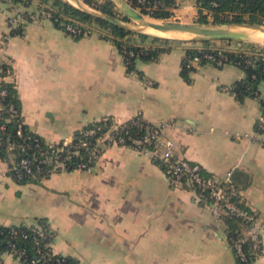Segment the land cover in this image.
Returning <instances> with one entry per match:
<instances>
[{
	"label": "crops",
	"instance_id": "0c3cea01",
	"mask_svg": "<svg viewBox=\"0 0 264 264\" xmlns=\"http://www.w3.org/2000/svg\"><path fill=\"white\" fill-rule=\"evenodd\" d=\"M175 2L170 18L179 19L177 11L197 14L194 0ZM36 5L32 0L26 10ZM7 6L0 2V57L11 66L7 80L15 85L24 124L55 144L106 117L168 123L162 132L174 141L176 156L217 177L232 172L242 202L263 225L257 264H264L260 106L258 98L239 101L230 90L244 71L193 63L184 77L191 43L182 42L154 60H137L128 72L116 46L96 31L75 39L50 20H32L20 35H10ZM7 168L0 159V225L44 220L54 232V254L81 264H237L224 225L195 202L189 183L168 178L149 150L112 144L92 169L55 173L40 183H18ZM0 264L20 262L3 251Z\"/></svg>",
	"mask_w": 264,
	"mask_h": 264
},
{
	"label": "trees",
	"instance_id": "16d2710c",
	"mask_svg": "<svg viewBox=\"0 0 264 264\" xmlns=\"http://www.w3.org/2000/svg\"><path fill=\"white\" fill-rule=\"evenodd\" d=\"M12 1L22 9H27L32 0H0V2L8 3ZM39 4H45L51 8L53 18L51 22L58 28L64 30L62 24L72 22L78 24L81 33L71 35L75 39H79L85 34L93 32L96 28L101 37L109 40L116 46L119 53L123 56L128 72L135 70V63L137 60L150 61L157 58L163 52L169 50L170 45L174 43H182L184 40L168 39L158 36H153L144 33H134L125 29L119 28L111 22L96 16L95 14L80 10L71 5L67 0H36ZM87 6L102 12L106 15L118 17L117 9L111 0H82ZM153 1V0H149ZM164 4L163 8H158L152 12L146 9H141V12L154 19H167L172 16V9L176 7L175 0H156ZM132 4H134L132 2ZM8 5V4H7ZM194 5L197 9V22L200 24H224V23H262L264 21V0H194ZM8 9V6L6 10ZM125 20L126 17L124 16ZM210 19V20H209ZM28 19L24 23H19L16 27L11 29L10 35H20L23 26L28 23ZM191 46L185 49L184 57L182 59L181 73L182 76L187 77L188 73L193 70L192 66L188 65V60L195 57L198 58V64H214L218 67L224 64H233L244 71V78L235 82L230 90L234 93L236 99L239 101L245 97H256L259 101L260 111H264V46H258L251 43L239 44V46L230 48L225 51L227 59L223 64L207 60L203 57L204 53L216 54L214 49L216 46L211 45V41L204 39L200 41V45H196L195 41H190ZM245 51L256 52L258 55H246ZM245 60H249L246 63ZM12 74V69L9 64L0 57V89L6 91V95L2 99L3 109L1 111L0 124L3 128L0 129V159L8 161L10 155L19 161L22 157H30L33 153L36 156L43 150L48 148V143L38 134L32 132L25 124L21 115L20 100L13 82L7 80ZM12 106L16 113H12L9 107ZM21 124L22 136L16 134L17 126ZM99 127L95 136L102 135L106 132L113 138H122V145L133 147L132 139H141L147 132L146 128H151V124L143 120H128L123 123H116L110 117L100 119L98 121L86 124L81 130L73 134L74 142L86 139L92 142L94 136H84L82 130L88 128ZM30 135L32 138H37V141L26 140L23 141L24 136ZM9 142L15 143L17 146L12 152H8L6 145ZM22 143H29L26 149L19 147ZM37 144V145H36ZM36 145V146H35ZM59 146V143L55 145ZM145 148L152 150V144H145ZM86 152L80 150L79 156L72 155L69 160L70 170L81 159L85 158ZM154 162L164 170L166 162L158 155L153 154ZM201 174L209 175L201 168ZM18 183L24 184L28 182L40 183L39 177L28 178L24 177L17 179L12 172L9 173ZM234 181V178H233ZM187 182V176L181 178V183ZM188 183V182H187ZM235 183V181H234ZM236 184V183H235ZM192 188V186L190 185ZM193 189V188H192ZM243 205V203L241 204ZM222 224L225 228L226 237L230 246L231 239L236 238L241 232V228H247L249 222L239 217H230L224 215ZM35 225L48 226L44 220H38ZM34 226V225H32ZM32 226H3L0 225V253L3 251H10L12 246L23 252L20 257V264H31L33 259L40 257L36 253L37 244H35V233L32 231ZM23 235H26L24 238ZM41 249L46 253L48 259L41 258L39 264H81L78 260L68 256L53 254L52 251H47L43 243H39ZM231 248V247H230ZM242 249L246 255L249 264L255 263V256L251 252V242L247 240L242 244ZM232 250V249H231ZM233 252V251H232ZM57 257H61L60 262L56 261ZM235 257V256H234ZM237 264H243L236 258Z\"/></svg>",
	"mask_w": 264,
	"mask_h": 264
},
{
	"label": "built area",
	"instance_id": "2783aa9c",
	"mask_svg": "<svg viewBox=\"0 0 264 264\" xmlns=\"http://www.w3.org/2000/svg\"><path fill=\"white\" fill-rule=\"evenodd\" d=\"M128 5L133 7L138 12L141 9H146L152 12L155 9L163 8L164 4L162 2L153 0H123ZM132 2L134 4H132ZM8 17L7 24L12 29L16 27L19 23H24L28 19L32 20H50L53 18L51 8L45 4L37 3L34 11H28L26 9L20 8L17 4L12 1H8ZM144 14V13H142ZM146 15V14H144ZM148 16V15H146ZM64 31L69 35H77L81 33V29L78 24L67 22L62 24ZM216 54L204 53L203 57L207 60L217 62V64H223L227 59L225 51L230 50L229 47H215ZM246 55L254 54L258 55L256 52L245 51ZM249 63V60H245ZM193 63H198V58L188 60V65L192 66ZM264 65V61H263ZM6 95L4 89H0V119L1 111L3 109L2 99ZM12 113H16L12 106L9 107ZM139 116L131 120H140ZM21 122L17 126L16 134L22 136ZM168 126V123L160 122L157 124H151V128H146L147 132L141 139H132L133 147L138 150H148L145 148V144H152L153 148L151 151L153 154L158 155L166 162V167L163 170L166 176L170 178L175 183H181V178L186 175L187 182L192 186L194 192V200L200 205H206L210 209V213L215 220L222 223V218L224 215L230 217H239L243 220L249 222L247 228L242 227L240 234L236 238L231 239L230 247L233 254L238 258L243 264H249L246 255L242 249V244L249 240L251 242V252L255 256V263L262 254L263 250V240L262 232L263 225L256 215V213L247 207L241 200L240 190L238 186L234 183L232 178V172L227 171L224 176L217 177L212 174L204 176L201 174V167L197 163L188 161L185 158L178 157L175 154V143L172 139L165 137L163 135V129ZM256 132L258 134L264 135V111H260V114L256 120ZM3 125L0 124V129ZM99 127L88 128L82 130L84 136H94L92 142L86 139H81L74 142V137L69 140H63L59 142V146L56 147L58 143H48V148L39 153L38 156L33 153L30 157H22L19 161L15 160V157L11 154L8 160V174L12 172L13 176L17 179L24 177L36 178L42 181L52 174L60 173L63 171H70L69 160L72 155L79 156L80 150L86 152L85 158H81L74 169L80 170H90L94 167L96 161L101 156L103 150L112 144L122 145V138H113L109 132L102 135L95 136ZM31 140L37 141V138H32L30 135L24 136L23 141ZM1 143V138H0ZM29 143H22L18 145L19 147L26 149ZM37 145V144H36ZM35 145V146H36ZM17 146L13 142H9L6 145L8 152H12ZM243 203V205H241ZM32 231L35 233L34 241L37 244L36 253L40 256L31 261V264H39L41 258L48 259L46 253L41 249L39 243L47 248V251H52L50 244L54 236V232L48 226H38L34 225L31 227ZM25 238L26 235H23ZM18 261L22 256L23 252L12 246L9 251ZM53 253V252H52ZM54 254V253H53ZM61 257H57L56 261L60 262Z\"/></svg>",
	"mask_w": 264,
	"mask_h": 264
},
{
	"label": "water",
	"instance_id": "95a60500",
	"mask_svg": "<svg viewBox=\"0 0 264 264\" xmlns=\"http://www.w3.org/2000/svg\"><path fill=\"white\" fill-rule=\"evenodd\" d=\"M71 5L80 10L95 14L101 17L115 26L125 29L134 33H144L162 38L175 39L168 36H159L150 33L149 29H154L159 32L169 33H182L193 35L191 39H218V40H239L246 41L251 40V35L256 32L264 33V25L261 23H224L217 25H208L200 23H186L177 20H164V19H153L149 20L148 17L133 7L128 5L123 0H117L118 9L123 13L125 17L136 22V24H130L124 22L122 19L110 15H106L99 12L91 7H88L81 0H67ZM151 18V17H150Z\"/></svg>",
	"mask_w": 264,
	"mask_h": 264
},
{
	"label": "rangeland",
	"instance_id": "374dc122",
	"mask_svg": "<svg viewBox=\"0 0 264 264\" xmlns=\"http://www.w3.org/2000/svg\"><path fill=\"white\" fill-rule=\"evenodd\" d=\"M116 9H117V13H118V18L122 19L124 22L130 23V24H134V25L136 24L135 21L130 20L127 17L124 20L123 19V17H124L123 13L118 8H116ZM183 10H184V8H183ZM185 10H187V9H185ZM185 14H187V15L185 16ZM174 15L175 16H179L180 20L179 19H174V18H167V19H164V20H177V21L186 22V23H198L196 21L197 20V16H198L197 14H195L194 17H191V15H189V13H186V12L183 13V12L177 11V14H174ZM147 17H148L149 20H153L154 19V18H150L149 16H147ZM245 23H249V22H245ZM261 24L264 25V21ZM208 25H214V24H208ZM92 31H96L97 32V29L93 28ZM152 34H154V33H152ZM193 37H194L193 35L183 34V35H179V36H176V37L174 36L173 38H175L177 40H184L185 42H189V43H190V41H195L197 46L200 45L201 44L200 43L201 40L200 39H191ZM207 40H210L211 41V45L216 46V47H230V48H234V47L239 46V44H244V43H251V44L258 45V46H264V42H258V41L256 42L253 39H251V40L249 39V40H246V41H239V40L227 41V40H218V39H207Z\"/></svg>",
	"mask_w": 264,
	"mask_h": 264
},
{
	"label": "bare ground",
	"instance_id": "6f19581e",
	"mask_svg": "<svg viewBox=\"0 0 264 264\" xmlns=\"http://www.w3.org/2000/svg\"><path fill=\"white\" fill-rule=\"evenodd\" d=\"M150 33H154L156 35H159V36H168V37H176V36H179V35H183L182 33H175V32H169V33H163V32H159V31H156L154 29H149L148 30ZM251 39H253L254 41H258V42H264V33L263 32H256L254 33L253 35L250 36Z\"/></svg>",
	"mask_w": 264,
	"mask_h": 264
}]
</instances>
